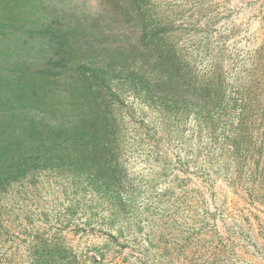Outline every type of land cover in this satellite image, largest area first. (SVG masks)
<instances>
[{
    "label": "rangeland",
    "instance_id": "374dc122",
    "mask_svg": "<svg viewBox=\"0 0 264 264\" xmlns=\"http://www.w3.org/2000/svg\"><path fill=\"white\" fill-rule=\"evenodd\" d=\"M0 110L109 132L16 164L0 264H264V0H0Z\"/></svg>",
    "mask_w": 264,
    "mask_h": 264
},
{
    "label": "trees",
    "instance_id": "16d2710c",
    "mask_svg": "<svg viewBox=\"0 0 264 264\" xmlns=\"http://www.w3.org/2000/svg\"><path fill=\"white\" fill-rule=\"evenodd\" d=\"M148 93H150L148 91ZM160 106L162 109L167 108L169 109V105H167L166 101H164V104L160 102ZM22 112V111H20ZM22 114V113H20ZM12 118H9V116L5 115V111L0 110V140L4 141V145L0 146V148H7L11 146L12 148H15L20 144L22 146L23 150H26L25 147H32L33 144L36 142L40 143V147L44 150L45 152L38 151L34 155L33 153L25 154V157H23L24 151L22 153H6L5 155H0V189L4 187V185L8 182H11L15 180L17 177L16 175L13 176L14 173V167H19L16 164H24L27 163L30 165L32 168H35L36 166H39L37 163L40 161H43L44 164L41 166H44L45 168L47 167H59L63 164L72 167L75 171L79 172L80 174H90V170L92 169L91 163H90V157H95V155L99 154L98 151L100 148H104L103 146V139H107L108 135V130L106 129V115H103V118L101 119V122L99 123L98 127L96 128L95 131H90L87 130L85 131L80 138L82 139V144H84L83 147L85 149H78L74 150L71 153L65 154V149L68 147V137L61 139L62 132H56V135H48L46 133H42L40 127L36 128L31 124V122H17L14 120V115ZM20 118V116H18ZM50 120V119H49ZM48 120V121H49ZM52 120V119H51ZM60 123L58 121H53L50 124H48L50 127H52V130L48 131H58L54 130L57 129ZM92 133V134H91ZM3 137V138H2ZM103 138V139H102ZM90 139L93 144L96 142L98 143L97 147H91L88 146L86 148V143L89 142L87 141ZM20 141V142H19ZM48 145V147H44L45 145ZM104 144H106L104 142ZM99 146H102L98 148ZM82 147V148H83ZM55 149L52 152H47V150ZM63 150V151H62ZM47 152V153H46ZM27 155H29V159L27 161ZM46 161V162H45ZM11 168H10V166ZM15 165V166H14Z\"/></svg>",
    "mask_w": 264,
    "mask_h": 264
}]
</instances>
